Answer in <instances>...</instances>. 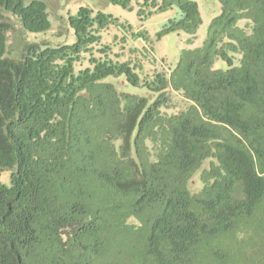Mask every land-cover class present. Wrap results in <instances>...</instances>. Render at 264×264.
<instances>
[{"label":"trees","instance_id":"obj_1","mask_svg":"<svg viewBox=\"0 0 264 264\" xmlns=\"http://www.w3.org/2000/svg\"><path fill=\"white\" fill-rule=\"evenodd\" d=\"M216 2L200 47L141 76L92 53L110 13L51 45L25 37L44 1L0 0V264H264V0ZM173 8L156 36L195 34L194 0L136 14Z\"/></svg>","mask_w":264,"mask_h":264},{"label":"rangeland","instance_id":"obj_2","mask_svg":"<svg viewBox=\"0 0 264 264\" xmlns=\"http://www.w3.org/2000/svg\"><path fill=\"white\" fill-rule=\"evenodd\" d=\"M42 1L47 6L50 28L40 33H27L25 35L27 39L40 43L46 42L51 45L71 42L73 34L68 24V16L74 14L81 6H86L92 9L93 12L102 10L116 17L117 23L109 24L100 30V39L93 45V55L96 57L102 56L103 53L99 52V49L106 46L107 54L110 58L136 66L135 70L141 76L146 73L152 74L154 71L168 72L169 67L175 65L178 61L182 49L200 47L205 39L208 23L219 9L216 0H194L198 4L202 19V23L195 34L169 33L158 38L156 33L162 27L163 22L178 13L176 8L163 13L139 17L136 11L143 0H132V11L112 5L107 0ZM16 29L7 32L8 37L13 41L18 39L19 29L18 27ZM84 55L88 56V53ZM216 63L218 67H225V63L221 60H217ZM87 64L88 62L84 58L79 67L82 68L87 66ZM127 89L132 90V87L129 86ZM0 180L3 183H9V171H3L0 174Z\"/></svg>","mask_w":264,"mask_h":264}]
</instances>
